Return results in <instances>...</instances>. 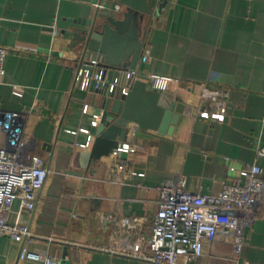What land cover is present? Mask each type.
I'll return each instance as SVG.
<instances>
[{
    "label": "crops",
    "instance_id": "crops-1",
    "mask_svg": "<svg viewBox=\"0 0 264 264\" xmlns=\"http://www.w3.org/2000/svg\"><path fill=\"white\" fill-rule=\"evenodd\" d=\"M94 10L92 0H0V46L7 48L0 108L28 110L26 129L49 169L36 209L20 218L30 233L25 245L56 263L64 245L82 243L80 264H148L100 249L112 226L100 223L97 213L151 218L155 187L177 174L185 176L188 190L215 194L245 163L264 167V157L256 155L264 146V0H169L147 19L151 58L139 62V70L169 76L164 91L193 108L203 87L228 88V107L218 120L184 113L172 135L129 134L139 148L123 158L142 175H131L123 185L108 177L106 159L83 166L88 148L76 143L87 136L72 132L89 128L102 97L94 90L88 96L92 110L83 115L85 93L72 88L74 19L91 17ZM18 208L16 200L9 223ZM202 248L189 264H264V216L245 229L238 257H231L227 238L204 240ZM18 252V243L0 236V264H15Z\"/></svg>",
    "mask_w": 264,
    "mask_h": 264
},
{
    "label": "built area",
    "instance_id": "built-area-1",
    "mask_svg": "<svg viewBox=\"0 0 264 264\" xmlns=\"http://www.w3.org/2000/svg\"><path fill=\"white\" fill-rule=\"evenodd\" d=\"M94 6L101 10L105 4L96 2ZM6 54L7 48L0 46V83L5 73ZM150 58L151 51L145 44L140 62H147ZM72 69L73 90L85 93L81 106L83 115L91 112L88 96L96 89L123 96L136 80L146 81L149 88L157 90H165L171 80L169 76L145 74L138 66L134 69L112 68L99 59L90 58L73 60ZM228 94V88L203 87L199 95L200 105L193 108L186 104L184 113L218 120L227 112ZM27 114L28 110L0 108V236H8L19 244L15 264L30 261L58 264L50 255L31 251L25 245L30 233L20 218L23 212L36 209L39 193L49 173L44 158L34 151V138L26 129ZM97 122V116L92 115L89 124L96 125ZM72 132L85 133L86 141L76 144L90 148L93 138L88 128L80 127ZM138 148L130 135L109 154L105 163L112 182L123 185L131 175H142L131 169L129 161L123 158V154L135 153ZM256 155L264 157V146L257 148ZM142 188L149 189L147 186ZM155 190L157 197L150 200L156 206L151 218L147 215L128 217L117 211L97 213L100 223L109 222L112 226L108 243L100 249L148 264H189L202 255L204 240L213 242L223 237L229 239L231 257L235 258L242 251L247 226L257 217L264 216L260 211V203L264 201V167L255 162L245 163L239 175L225 180L215 194L188 190L182 174L165 180ZM16 200L19 201L16 220L9 223L7 214ZM67 245L66 259L70 264H80L85 245Z\"/></svg>",
    "mask_w": 264,
    "mask_h": 264
},
{
    "label": "water",
    "instance_id": "water-1",
    "mask_svg": "<svg viewBox=\"0 0 264 264\" xmlns=\"http://www.w3.org/2000/svg\"><path fill=\"white\" fill-rule=\"evenodd\" d=\"M96 2H104L105 7L95 8L91 17L74 19L78 26L70 35L73 60L99 59L112 68H136L145 46L144 24L149 16L159 15L169 0H92ZM99 93L102 97L92 114L98 122L88 128L93 140L82 154L85 167L105 160L129 134L172 135L186 105L164 90L149 88L143 80H136L123 96L107 90ZM67 253L66 244L58 264H70Z\"/></svg>",
    "mask_w": 264,
    "mask_h": 264
},
{
    "label": "rangeland",
    "instance_id": "rangeland-1",
    "mask_svg": "<svg viewBox=\"0 0 264 264\" xmlns=\"http://www.w3.org/2000/svg\"><path fill=\"white\" fill-rule=\"evenodd\" d=\"M152 17L151 16H149V19H151Z\"/></svg>",
    "mask_w": 264,
    "mask_h": 264
}]
</instances>
